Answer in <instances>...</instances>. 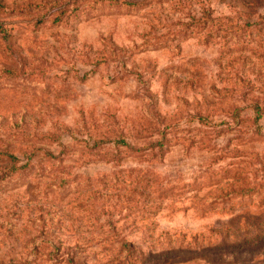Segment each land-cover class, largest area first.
<instances>
[{
  "label": "rangeland",
  "instance_id": "obj_1",
  "mask_svg": "<svg viewBox=\"0 0 264 264\" xmlns=\"http://www.w3.org/2000/svg\"><path fill=\"white\" fill-rule=\"evenodd\" d=\"M264 0H0V264H264Z\"/></svg>",
  "mask_w": 264,
  "mask_h": 264
},
{
  "label": "trees",
  "instance_id": "obj_2",
  "mask_svg": "<svg viewBox=\"0 0 264 264\" xmlns=\"http://www.w3.org/2000/svg\"><path fill=\"white\" fill-rule=\"evenodd\" d=\"M261 100H264V95L263 96H258L257 100H255V102L251 104V106L258 111L257 113H259L260 116L262 114L261 110L264 109V107H263V109L260 107L261 106V104H260Z\"/></svg>",
  "mask_w": 264,
  "mask_h": 264
}]
</instances>
